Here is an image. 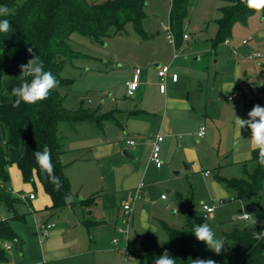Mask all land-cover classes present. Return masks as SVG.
Segmentation results:
<instances>
[{
	"label": "crops",
	"instance_id": "1",
	"mask_svg": "<svg viewBox=\"0 0 264 264\" xmlns=\"http://www.w3.org/2000/svg\"><path fill=\"white\" fill-rule=\"evenodd\" d=\"M149 38L151 37L148 36L145 39L148 40ZM184 44H186V41L183 39L182 45ZM228 45H231L230 40ZM177 48L179 49L180 46ZM232 48L234 54H236L237 50L234 47ZM215 52L216 49L212 54ZM81 54V57L85 56L83 53ZM157 55L158 53L147 61H143L142 66L138 64L140 62L138 58H135L130 64L126 62L123 64V62L118 61L116 56L115 62L109 58L110 55L105 58L104 64L106 65L117 61L118 63L115 67L124 68L125 75L121 79L120 84L109 82L110 86L105 88L106 90H100L99 104L93 111L98 112L100 115L113 113V117L104 121L101 128L95 126L94 122H85L93 125L91 126L96 132L92 139L94 142L81 141V137L77 142L70 143L72 147L64 149L62 155V162L66 166V173L70 180L74 197L77 200L95 197V200L87 207L77 205L74 208L56 212L49 209L52 205L51 198L37 180L33 184L34 188L37 185L40 190L37 195L24 185L20 189H15L14 186L11 187L13 195L17 197L24 196L22 203L29 205L32 212L25 214L23 220H10L14 232L21 240V245L8 243L12 248L7 251L5 244H3L7 257L4 260H0V264H146L140 259V255L143 252L140 241L146 233H153L150 230L152 229L151 226L145 223L148 215L146 214V209L151 203V193L157 188H169L171 190L168 193L172 194L176 186L171 180V171L181 173L184 165L187 166V170L193 169L196 171L195 169L199 167L202 160L200 155L201 144H209L210 141H213V137L215 139L219 138L218 140L221 141L222 135L224 136L225 126L228 129H231V127L235 128L232 138L233 143L242 139V133L245 131L249 133L250 138V129L247 127L241 129V133L239 129L236 132L235 116L247 119L248 112L255 105L256 95L257 97L259 96L254 86L251 85V89L250 85L246 84L249 79L246 72L244 73L246 77L242 75L240 66L236 64L231 75L228 76L229 79L224 77V80L218 83L216 76L211 77L209 72L205 71L208 68L198 71L193 70L186 57H178L174 60L170 53L166 60H161ZM197 59L199 60V58ZM169 61L171 72L178 74L179 77L176 82L173 81L171 76L167 78V89L163 94L159 89L160 80L157 75V69L160 66L167 65ZM215 63L218 65L220 60L218 59ZM205 67H207L206 64L203 68ZM137 68L141 70L140 85L135 94L129 97L127 96L126 83L132 79ZM224 68L227 67H221L220 69L223 70ZM110 74H108V78H111ZM221 74L226 76V73ZM244 80L246 81L244 82ZM119 86L123 89L122 92H120L121 88L120 90L118 89ZM110 89H114L113 92L116 93L117 98L112 97L109 99L107 97L113 93L109 92L106 95ZM262 89L264 91V86ZM103 94L107 99H104ZM232 95L235 98L229 100ZM114 104L115 106H113ZM80 125L82 124L74 127L64 125V130L76 132ZM202 127L205 128V135L199 137L198 133ZM88 128L87 130H89ZM156 134L163 136V141L160 144V156L163 166L159 169L150 160L152 140ZM193 138H197L199 146L193 145ZM67 139L64 136V144ZM127 140H134L135 145H127ZM3 144L0 143V146ZM239 147H241V143ZM87 150L92 151L93 157L97 161L109 163L110 173L114 174L115 181H118L120 176V189L123 190L125 195L122 205L129 203L140 185H144L141 199L133 205L132 222L130 221L133 234L135 233L138 238L139 244L136 247L137 249L140 248L141 252L133 253L131 246L134 247L136 244H132L134 243L132 242L134 238L132 239L133 235L131 234V241H129L130 259H127L122 249L112 247V241L116 238L110 236L109 240H107L103 237V232L105 233L110 228H112V231L114 230L115 235L119 226L128 223L124 213V219H119L117 216L112 227L108 226L107 219L113 217L110 212L117 205L116 195L110 193L106 187L100 184L99 181L101 179L95 178L94 180L93 177H90L91 180L89 181L74 175L76 180L74 184L70 176V169L76 163L88 160L83 156V153L87 152ZM125 150L128 156L124 155L123 152ZM254 151L249 141L243 156L236 158V164L246 165L245 161L252 158ZM66 153L82 154L71 161L67 160L64 162L63 158ZM20 155L21 151L15 152V156L12 159L17 160ZM218 163L220 164V160H218ZM14 165L17 167L15 163ZM206 172L210 171L206 170L203 175L209 177L211 172L209 175H205ZM19 173L21 175L20 170ZM21 180L23 181L22 175ZM12 184L14 185L13 182ZM160 185H163V187ZM217 185L224 190L219 183ZM30 194H34V199L29 198ZM190 198L193 199L192 194ZM190 198L183 199L186 208ZM160 200L163 206L164 204L169 206L168 204L174 203L168 196L166 200L161 198ZM220 201L224 202L223 199H213L212 202L220 203ZM119 206H121V202L118 203ZM100 208L103 211L101 216L96 214V210ZM42 211L45 213L54 212L57 216L66 214V216L63 217V215L61 218L54 219L56 218L55 215H49V213L47 216L39 215ZM195 211L197 210L195 209ZM203 213L204 211L202 210V215ZM28 214H33V216L36 214L38 217L31 219L32 225L25 230L28 226L21 227L20 225L29 223ZM9 215L8 218L6 214L1 212L0 220L11 219L10 212ZM86 221L91 225L89 231L83 224ZM136 221H138L137 224ZM49 224H54L55 226L49 229L48 233L43 237L41 234L42 228ZM108 227L109 229H106ZM124 245L122 244L120 248L124 247ZM14 247L18 251L15 252Z\"/></svg>",
	"mask_w": 264,
	"mask_h": 264
},
{
	"label": "trees",
	"instance_id": "2",
	"mask_svg": "<svg viewBox=\"0 0 264 264\" xmlns=\"http://www.w3.org/2000/svg\"><path fill=\"white\" fill-rule=\"evenodd\" d=\"M225 2L216 24L218 27L213 49L228 40L234 25L246 23L250 16L261 13L247 8L241 0H221ZM194 0H172L170 10V25L175 35L176 46L182 44L184 35L181 30L188 18L190 7ZM0 5H7L11 11L8 17L13 31L0 33V94L4 93L9 100L0 102V123L6 132V139L0 146V203L11 213V219L0 220V260L7 255L3 244L21 245L20 238L14 232L10 220L25 218L18 214L16 207L21 204L24 196L13 195L10 189L9 167L16 164L21 172L24 183L35 184L36 180L50 196L52 205L49 209L61 212L67 208L89 206L95 197L77 200L74 197L66 166L62 162L64 153V136L62 126L94 122L101 128L103 122L113 117V113L99 114L80 106L69 109L60 88L73 84V80L63 77L62 71L66 64L78 58L81 53L72 47V37L75 34L90 38L98 43L106 39L123 35L128 24L132 23L136 31L147 38L143 30L146 17V0H25L17 4V0H0ZM183 36V37H182ZM32 52L29 53L28 49ZM37 55L45 63V70L50 71L57 79L58 86L50 91L47 99L35 104L21 103L13 107L12 88L19 85L20 65ZM11 78L5 89L3 78ZM5 91V92H4ZM47 145L51 151V162L55 175L61 181L59 191L49 182L46 173L40 170L34 152L43 151ZM12 151L20 152L17 160L11 158ZM258 151H254L251 160L255 166L249 171L244 164L243 177L227 179L217 177L218 183L226 190L235 194L234 199H242L264 190V167L257 163ZM70 196L71 200H65ZM193 199L190 198L183 212L185 225L176 229L162 223L167 235V241L160 247L153 233H146L140 243L143 249L140 259L143 263L153 264L160 254L167 250L176 264H191L196 258H211L216 264H264V241L253 237V232L264 231V226L257 223L254 230L248 227L234 225L225 234L226 251L217 255L209 250L203 242L196 240L192 231L196 221ZM253 219L264 221V203L258 197L257 208L252 210ZM89 231L91 225L83 222Z\"/></svg>",
	"mask_w": 264,
	"mask_h": 264
},
{
	"label": "rangeland",
	"instance_id": "3",
	"mask_svg": "<svg viewBox=\"0 0 264 264\" xmlns=\"http://www.w3.org/2000/svg\"><path fill=\"white\" fill-rule=\"evenodd\" d=\"M24 1L25 0H17V4H22ZM224 5L225 2L221 0H194L193 5L190 7L188 18L181 30V34H186L189 39L185 40L186 44L180 45L178 49L179 58L186 57L190 63V67L195 71L208 68L205 71L209 72L211 77L216 76L218 83L224 80V77L229 79L228 76L231 75L233 67L237 64L242 68V75L246 77L244 73H247L249 81L246 82V84L250 85V88L254 86L259 96L257 97L256 95L255 105L259 104L264 106V91L262 89L264 86V18L261 13H256L250 16L246 23H236L232 29L231 36L228 38L231 45L223 42L216 47V52L212 54L214 51L213 40L216 38L218 31L216 21L220 17L219 9ZM171 6L172 0H146V17L142 26L144 32L151 37L148 40L136 31L132 23L126 26L123 35L108 38L103 44L82 35L75 34L71 41L72 47L85 56H79L72 62L66 64L62 71L63 77L73 80L72 85L60 88V92L66 99V106L69 109H77L83 106L93 111L98 107L100 90H106L105 88L110 86L109 82H117L116 84H120L121 79H123L125 75L124 68L115 67L118 63L117 61L110 65L104 64L105 58H108L109 55V58H111L113 62H115L116 56L118 61L123 62V64H125L124 62L130 64L135 58H138L140 60L138 64L141 66L143 61H147L152 58V56H156L157 53V56H159L161 60H166L170 53L174 56V47L169 43L167 34L163 31L162 26L170 25L169 14ZM232 47L237 50V55L234 54ZM253 53H261L262 57L251 60L249 57ZM197 58H199V60ZM218 59L220 63L217 65L215 61H218ZM167 64H170V61L167 62ZM205 64L207 67L203 68ZM221 67L227 68L222 70L220 69ZM111 72L112 74H110ZM221 73H226V76ZM108 74H110L111 78H108ZM239 81H241V79H239ZM245 81L246 80H244V82ZM10 82L11 78L4 77L2 80L3 89H5ZM120 88L119 86L118 89L120 90ZM113 90H108L106 95L109 92H113ZM122 90L121 88L120 92H122ZM107 97L109 99L112 97L117 98V95L113 92ZM107 97L104 96V99H107ZM4 100H9V98L2 93L0 94V102H4ZM113 106H115V104ZM91 125L92 124L89 123H82L76 132H70L69 130L65 131V127L62 126V134L68 138L63 149L66 150L72 147L70 143L77 142L81 137V141L94 142L92 139L96 132H94V128H92L93 125ZM87 127H89V130H87ZM234 129L233 127L228 129L225 126V130L223 131L224 136L222 135L223 138L221 141L218 140L219 138L215 139L213 137V141H210L209 144H201L200 155L202 160L199 167L195 169L196 171L193 169L187 170L186 165L182 168L181 173H178V171H171L170 177L176 186L172 194L168 193V191L171 190L169 188H157V190L151 193V203L146 209V214L148 215L145 223L151 226L152 229L150 230L153 232L160 247L167 241V235L162 223L176 229H182L184 227L185 218L183 211L186 210V205L183 199L190 198L191 194L194 200V209L197 210V223L200 225L207 222L212 227L217 237H223L225 239V234L230 232L234 224L239 227H248L254 230V225L251 222L253 217L251 220H244L243 214L249 213L252 215V210L257 208L259 196H261V201L264 203V190L259 194H252L242 199H234V193L226 189H220L217 185L218 176L227 179L241 178L244 176L243 166L242 164H236V158L243 156L246 146L250 141L249 133L245 131L242 133V139L233 143L232 138L235 131ZM236 132H238V128H236ZM5 139L6 132L3 125L0 123V143H4ZM196 139L197 138H193V145L199 146ZM240 143L241 147H239ZM80 154L66 153L63 161H71L76 156H80ZM14 156L15 152H12L11 158ZM83 156L88 160L76 163L75 166L70 169V176L74 184L76 183L74 175H77L80 179L89 181L91 180L90 177H93L94 180L95 178L101 179L99 181L100 184L106 187L110 193L116 195L118 198H116L117 205L114 206L110 212L113 217L107 219L108 226L112 227L117 216L119 219L125 218L123 216L125 212L122 205L125 195L123 190L120 189V176L118 175V181H115L114 174L110 173L109 163L97 161L93 157L92 151L87 150V152L83 153ZM218 160H220V164ZM245 162L247 169L249 171L253 170L255 166L254 162L251 159ZM206 170L211 172L209 177L203 175V172ZM9 172L11 175L10 188L14 186L15 189H20L21 186L24 185L36 195L40 192L37 185L34 188L33 184L23 183L19 170L14 164L9 167ZM160 186L163 187V185ZM162 194L168 196L174 203L168 204L169 206L166 204H164V206L161 205L160 198ZM213 199H223L224 202L223 204L218 202L214 203L215 211L206 219L204 218V213L202 215V207L204 204H211ZM119 202H121L120 208L118 207ZM16 210L21 214L32 212L30 206L26 203L18 204ZM1 212L6 214L9 218L10 215L8 210L0 203V214ZM102 212V208L96 210V214H99V216L102 215ZM48 213L49 215H55L54 212ZM48 213L42 211L39 215L47 216ZM62 216L65 217L66 214H62L61 216L55 215L56 218L54 219L61 218ZM35 217L38 216L36 214L35 216H33V214H28L27 218L30 219L29 225L22 223L23 225L21 224L20 226H28L25 230L29 229L32 225L31 219ZM131 222L119 226L115 235L114 230L112 231V228H110V230L105 233L103 232V237L107 240H109L110 236L117 238L119 240V246H121L127 241H131L130 236L132 234V239L134 238L132 241L134 243L132 244L136 245L134 247L131 246V249L133 253L137 254L141 252V250L140 248L137 249L139 244L138 238L135 233L133 234ZM137 223L138 221H136V224ZM109 227L106 229H109ZM112 247L114 246L112 245ZM226 247L227 242L221 254L226 251ZM14 250L15 252L18 251L16 247H14Z\"/></svg>",
	"mask_w": 264,
	"mask_h": 264
},
{
	"label": "clouds",
	"instance_id": "4",
	"mask_svg": "<svg viewBox=\"0 0 264 264\" xmlns=\"http://www.w3.org/2000/svg\"><path fill=\"white\" fill-rule=\"evenodd\" d=\"M241 2L249 9L260 12L264 10V0H241ZM11 11L7 5H0V17H8ZM13 31L9 19H0V33H11ZM29 53L32 49H28ZM20 83L18 86L12 88V96L15 98L13 107H19L21 103L35 104L39 101L48 98L50 91L58 86V81L55 76L45 70V63L39 56L33 55L26 64L20 65L19 74ZM236 127L241 133V129L247 127L250 129V143L253 150L258 151L257 163L264 167V106L256 104L247 114V119L235 116L234 121ZM34 156L40 170L46 173L49 182L54 185V190L59 191L62 184L55 175L54 166L51 162V151L47 145L44 146L43 151L34 152ZM66 202L71 200L70 196L65 197ZM244 219H250L251 214L244 213ZM207 219V218H206ZM252 224L255 226L261 223L264 226V221H258L255 217L252 219ZM192 234L196 240L203 242L206 247L217 255H220L224 250L226 244L223 237H217L212 227L207 223L194 226ZM253 237L257 240L264 241V231L253 232ZM153 264H176L174 258L167 250L154 259ZM191 264H216V261L208 258H196L191 260Z\"/></svg>",
	"mask_w": 264,
	"mask_h": 264
},
{
	"label": "built area",
	"instance_id": "5",
	"mask_svg": "<svg viewBox=\"0 0 264 264\" xmlns=\"http://www.w3.org/2000/svg\"><path fill=\"white\" fill-rule=\"evenodd\" d=\"M162 26H163V31L166 32V34H167V39H168L169 43L172 44L174 47L173 59L175 60L179 57V54H178V48L176 46V40H175L174 32L172 30L171 25H169V26L162 25ZM183 38H184V40H187L188 36L185 34ZM225 43L228 44L229 40H226ZM260 57H262L261 53H253L252 55H250L249 58L252 60V59L260 58ZM140 73H141V70L139 68H137L133 74L132 79L126 83L127 96H129V97L133 96L135 94V92L137 91V89L140 85ZM157 75H158V78L160 80L159 81V89H160V92L163 94L166 92V89H167V84H166L167 78L169 76H171L173 81L176 82L178 80V77H179L178 74H174L171 72V65L170 64L160 66L157 69ZM234 98H235V96L232 95L229 97V100H233ZM204 135H205V128L202 127L200 129V132L198 133V136L203 137ZM162 141H163V136L160 134H156L152 140V151H151L150 160L154 164V166L157 167L158 169L163 166V161H162L161 156H160V153H161V145L160 144ZM127 145L134 146L135 141L134 140H127ZM209 174H210V172L205 173V175H209ZM143 187H144V185L141 184L139 189L135 193L133 199L129 203H126L123 205V209H124L125 216L127 218L128 223L132 219V212H133L134 203L137 200L141 199V197H142V188ZM34 197H35L34 194L29 195L30 199H34ZM161 199L166 200L167 196L162 194ZM222 202L223 201H220L221 204H222ZM202 208L204 211V218H209V216L215 211V205L213 202L211 204H204ZM251 219H252V215H251V218L247 219V220H251ZM244 220H246V219H244ZM54 226H55L54 224H49V225H46L45 227H43L42 231H41L42 236L44 237L48 233V230ZM112 244L116 249H122V251L126 255L127 259H130L131 253H130V248H129V241H127L125 243L124 247H122V248H120L119 240L117 238L113 239ZM11 248H12V246L10 244H5V249L7 251H10Z\"/></svg>",
	"mask_w": 264,
	"mask_h": 264
},
{
	"label": "water",
	"instance_id": "6",
	"mask_svg": "<svg viewBox=\"0 0 264 264\" xmlns=\"http://www.w3.org/2000/svg\"><path fill=\"white\" fill-rule=\"evenodd\" d=\"M123 153H124V155L128 156V153H127V151H126V150H125Z\"/></svg>",
	"mask_w": 264,
	"mask_h": 264
}]
</instances>
